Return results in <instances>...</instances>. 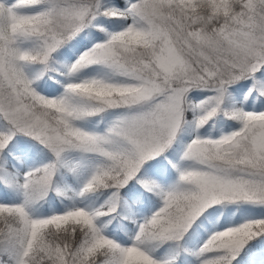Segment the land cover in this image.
I'll list each match as a JSON object with an SVG mask.
<instances>
[{"label": "snow or ice", "instance_id": "snow-or-ice-1", "mask_svg": "<svg viewBox=\"0 0 264 264\" xmlns=\"http://www.w3.org/2000/svg\"><path fill=\"white\" fill-rule=\"evenodd\" d=\"M0 264H264V0H0Z\"/></svg>", "mask_w": 264, "mask_h": 264}]
</instances>
